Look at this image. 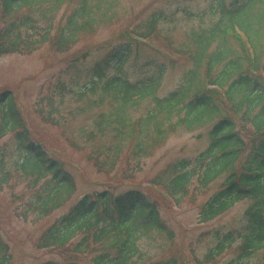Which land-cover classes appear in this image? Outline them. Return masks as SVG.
Listing matches in <instances>:
<instances>
[{
  "label": "trees",
  "instance_id": "trees-1",
  "mask_svg": "<svg viewBox=\"0 0 264 264\" xmlns=\"http://www.w3.org/2000/svg\"><path fill=\"white\" fill-rule=\"evenodd\" d=\"M65 1L0 0V20L4 22L0 56L32 55L45 45L59 54H68L77 46L80 35L93 34L98 25H107L115 18L114 5L107 0H67L70 5L78 2L79 7L57 28L53 18L45 28L32 15L18 18L21 10L52 2L57 5L49 11L54 15ZM213 9L220 14L218 22L191 31L188 44L182 48L174 47L171 38H162L158 32L160 25L169 19L162 12L156 13L142 28L121 33L123 44L112 48L105 62H98L88 70V83L83 91L79 75V79L72 80V87L58 82L54 88L61 99H65V93L88 96L89 90L99 97L90 100L93 106L102 109L109 104L112 108L110 116H99L96 128L99 134L114 132L113 137L119 140L112 152L116 159L113 167L128 142L135 141L133 157L141 160L163 148L172 136L208 130L210 144L204 153L195 160L185 158L169 166L152 184L166 191L178 205L181 199L176 197L184 198L195 181L204 190L222 181L219 189L200 206L201 224L219 219L240 202L251 201L252 206L244 214L239 258L258 254L259 264H264V0H244L242 4L236 1L230 6L226 0H213ZM132 36L163 44L171 55L191 66L178 91L160 99L155 93L162 77L136 85L123 77L133 49L145 48L135 43ZM163 56L168 58L165 53ZM90 57L89 53L76 57L68 69L76 71ZM105 66L117 73L110 75ZM151 98L154 109L145 118L132 120L129 111ZM0 112V140L16 133L20 146L21 158L12 164L13 172L21 176L34 194L30 207L38 221L49 218L72 201L75 179L66 170L65 159L43 150L40 144L35 151V143L31 142L9 91L0 95ZM244 157L246 162L242 164L240 160ZM6 172L10 178L4 174L3 181L9 184L13 174L7 166ZM4 185L2 182L0 189ZM145 191L133 189L118 196L105 191L85 196L43 233L39 248L62 250L67 258L64 264H86V260L90 264H180L177 253L172 259L154 261L140 246L141 237L165 238L169 243L174 239L159 212L165 206L159 200L170 208L172 201L163 196L158 198L153 189ZM228 240L234 241L233 233H228L204 262L195 256L193 260L196 264L216 263V257L227 249ZM180 256L184 262L182 253ZM11 260L9 246L4 244L0 232V264H12Z\"/></svg>",
  "mask_w": 264,
  "mask_h": 264
},
{
  "label": "rangeland",
  "instance_id": "rangeland-1",
  "mask_svg": "<svg viewBox=\"0 0 264 264\" xmlns=\"http://www.w3.org/2000/svg\"><path fill=\"white\" fill-rule=\"evenodd\" d=\"M107 1L114 5L113 21L107 25H98L93 34L80 35L78 44L72 52L59 54L49 45H45L32 55L0 56V95L8 91L13 95L15 107L30 133V140L35 143V151L40 148V144L43 150L50 154L56 153L65 159L66 170L73 175L76 182V193L72 201L49 218L38 221L30 207V204L34 203L32 202L34 194L29 190L28 184L21 181V176L13 172L12 164L21 158L16 133L0 140V186L2 182L6 183L4 188L0 189V232L4 244L9 246L11 263L42 264L48 261L66 263L67 258L62 250L40 249L38 241L74 204L85 196L105 191L118 196L133 189L144 192L143 189L151 188L155 190L158 198L167 197L173 203L170 208L159 200L165 205L159 208L161 219L174 237L170 243L166 242L165 238L148 240L141 237L140 246L151 259L166 261L177 253L180 264H183L186 260L183 262L180 255L181 253L183 255L182 251H187L191 256V264H194L193 256L204 262L210 252L217 250L225 236L233 233L234 241L226 242L227 249L216 257L214 264H259L261 257H258V254L248 259L239 258L244 214L252 206L251 201L240 202L221 218L208 224H201L200 206L219 189L222 181L208 190L202 189L195 181L184 198L176 197L181 199L178 205L162 188L152 185L165 174L169 166L185 158L195 160L204 153L210 144L208 130L183 132L172 136L163 148L150 158L141 160L133 157L135 141L128 142L122 147L124 150L122 157L113 167L112 162L116 159L112 152H115L113 149L117 147L119 140L113 137L114 132L107 134L100 132V135L96 128L99 116L101 114L110 116L112 108L109 104L102 109L93 106L90 100L96 101L99 97L89 93V90H86L88 96L65 93V99H61L54 88L58 82L72 87V80L79 79L77 77L79 75L83 91L88 83L86 79L88 70L98 62H105L112 48L123 44L120 41L121 33L142 28L156 13L162 12L165 18L169 19H164L160 25L158 32L162 38H171L174 47L182 48L188 44L187 36L191 31L208 28L218 22L220 14L213 9V0ZM226 1L230 6L236 1L242 4L244 0ZM56 6L53 2L42 6L36 5L31 9L21 10L18 18L32 15L34 19L41 21L42 28H45L48 20L53 18L54 26L57 28L67 22L79 4L74 2L70 5L66 0L52 15L49 11ZM12 22L20 23L18 20ZM3 26L4 22L0 20V33ZM21 32L26 36L25 30ZM154 45L156 48L159 46L168 58L151 49L135 47L128 60L126 59L122 75L135 85L158 81L157 79L162 77L155 95L165 99L181 88L191 66L171 55L163 44L157 42ZM86 53L90 54V59L80 68L77 67L76 71H70L68 66L72 60ZM106 69L110 75L117 73L114 68ZM154 106L153 98L148 99L138 108L129 111L130 118L132 120L145 118ZM109 156L110 158H107ZM245 158L240 160L242 164H245ZM6 166L9 173L13 174V180H10L9 184L3 181L4 174L10 178ZM126 176L132 179L126 181ZM85 263L90 264L87 260Z\"/></svg>",
  "mask_w": 264,
  "mask_h": 264
}]
</instances>
